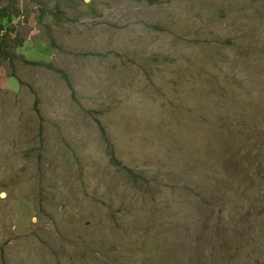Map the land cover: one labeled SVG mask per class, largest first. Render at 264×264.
<instances>
[{
	"label": "rangeland",
	"instance_id": "374dc122",
	"mask_svg": "<svg viewBox=\"0 0 264 264\" xmlns=\"http://www.w3.org/2000/svg\"><path fill=\"white\" fill-rule=\"evenodd\" d=\"M5 7L0 264H264V0Z\"/></svg>",
	"mask_w": 264,
	"mask_h": 264
},
{
	"label": "trees",
	"instance_id": "16d2710c",
	"mask_svg": "<svg viewBox=\"0 0 264 264\" xmlns=\"http://www.w3.org/2000/svg\"><path fill=\"white\" fill-rule=\"evenodd\" d=\"M138 2H143L149 6H160L165 3L166 0H136ZM14 15L13 11H9L7 7L0 10V19H9L11 16ZM1 23H0V32L2 31ZM11 32L7 36H10ZM14 40V39H13ZM110 159L113 161L114 158L110 155Z\"/></svg>",
	"mask_w": 264,
	"mask_h": 264
}]
</instances>
